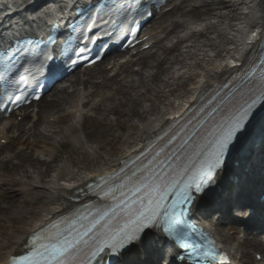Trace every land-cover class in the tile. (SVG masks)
<instances>
[{
	"label": "bare ground",
	"instance_id": "bare-ground-1",
	"mask_svg": "<svg viewBox=\"0 0 264 264\" xmlns=\"http://www.w3.org/2000/svg\"><path fill=\"white\" fill-rule=\"evenodd\" d=\"M35 2L36 0H31L28 4H34ZM176 4L177 14H180V16L167 21L162 28L152 33L151 40H158V46L163 50L164 41H167L173 34L182 33L178 37V42L186 44V46L177 56L171 58L162 57L158 53H143V58H149L148 61L151 60V62L144 63V67L139 69L136 75H131L134 76L133 78H125L120 83L119 90L124 94H128L129 91L143 88L148 83L153 85L150 88L152 92L165 96L170 92L169 90L167 91L169 83L166 80H162L160 74H170L171 69L178 67L173 73L172 79H183L188 74V79L198 81L196 86L188 92V101L180 97L175 102L177 106L176 112H165L149 119L146 124L140 127L137 138H127L125 147L111 157L108 165L96 164L91 168H83L84 170L82 169V171L75 169L69 162L64 160L57 169L53 170V177L45 179L46 174L39 171L38 165L43 162L42 159L50 160L56 157L57 148H61L59 146L60 136L70 137L74 134L72 143L76 147H80L84 143L80 134L76 133V128L80 127V120L77 116L81 115L80 109L96 93L90 94L89 91L85 93L80 89L79 98L76 99V107H73V94L75 92L73 84L78 81L68 79L66 86L60 85L61 94L50 104L44 105L42 111H56L55 122H59L62 119L63 121L68 120L74 114V121L64 128L61 135H58L53 130V126L44 125L41 134L43 137L48 138L49 141L38 146L39 149H34V154L39 159L33 161L29 171L22 170L19 175L10 177H4L0 173V206L2 205L1 202H3L6 205L5 209H8L5 213H0V264H9L12 257L24 255L29 240L34 234L38 233L48 223L67 213L72 207L77 206L71 201V198H78V191L88 187L97 178L110 175L119 170L123 160H127L133 154L138 153L143 145L158 135L171 121L176 120L178 115L185 110H189L200 96L209 89L223 83L238 63L251 56L253 45H256L264 27V0H236L232 6H225L223 0H180ZM9 5L13 7L10 11L9 7L5 8V12L0 14V19H5L13 12H19V9L16 8L17 4L12 2ZM184 5L186 7L190 5L194 8L192 10L183 9ZM2 6L4 7L5 5L2 4ZM231 8H234L235 11H241L238 14L237 24L232 23V19L223 12L229 11ZM199 26L203 27L198 31L200 34L193 30L194 27ZM208 34H215L216 39L208 43L198 42L195 39L197 35ZM160 38H163V40L160 41ZM226 46H230L231 49H225ZM221 52H224L226 56L222 57L220 55ZM205 62H208V64L212 63V65L202 66ZM124 66L127 65L114 63L111 69L116 75L121 67ZM152 69L160 71L151 73L149 70ZM192 71L194 72L192 73ZM104 73L105 70L99 68L89 78L83 79L81 85L87 84L91 89L109 85L111 81H109V78L104 77ZM98 75H101V81L95 82L94 79ZM83 95L84 97L81 98ZM131 99L132 102L134 101L133 104L136 103V100ZM72 109H75V111ZM54 116L51 118H55ZM11 123L15 125L13 122ZM11 123L6 122L1 125L0 140H9L10 136L8 135L7 127ZM32 147L33 145L30 143L27 149L33 150ZM47 167L53 168L52 165ZM230 171L231 168L228 167L217 177L216 181L221 194H214L215 198L222 202L221 205L223 207L228 206L227 211L234 201V199L224 197L227 195V187L230 184L228 177ZM241 179V184H243L247 177L242 176ZM236 181L239 183V178ZM252 186H254L252 188L253 192L259 187V184L245 186L240 192L239 198L250 196L249 193L252 192L247 190ZM37 202H39V206L35 207ZM16 203L19 205L13 208ZM202 203H204V199L198 203L196 210H199V206ZM9 210L10 214H8ZM242 217L243 213L238 218L234 216L236 219L229 218L230 223L227 235L219 234L211 225H208V228L219 238L221 244L238 264H257L255 259H250L249 252L245 251L247 246L263 250L262 247L253 242V237L246 235V238H239L237 242L235 241L238 237L237 219ZM229 242H232L231 247H228ZM168 245L169 243L161 234L154 233L140 246L133 249L129 255L122 257L118 263L157 264L159 262L157 259L165 263L166 258L164 259L163 257L169 254L167 252Z\"/></svg>",
	"mask_w": 264,
	"mask_h": 264
},
{
	"label": "snow or ice",
	"instance_id": "snow-or-ice-1",
	"mask_svg": "<svg viewBox=\"0 0 264 264\" xmlns=\"http://www.w3.org/2000/svg\"><path fill=\"white\" fill-rule=\"evenodd\" d=\"M89 42L94 41L90 39L85 44ZM31 43V40L16 38L0 51V64L23 52ZM79 51L82 53L84 49ZM260 95L264 96V90ZM249 99L250 102L245 101L240 105L234 115L213 134L208 146L210 151H202L196 162L190 165L177 163L181 161V154L186 148V144L182 143L180 149L170 157L165 154L155 168L146 169L148 175L143 179L137 178L138 183L134 182L132 187L122 186L119 189L120 199L113 207L91 217L82 216L71 222L66 229L58 230L55 235H33L32 250L28 255L20 257L18 264H101L105 252L117 253L127 244L138 241L145 228L157 225L169 237L179 241V247L185 249L184 255H175L178 264H184L186 259L194 262L215 259L211 248L192 245L189 249L184 216L193 210L197 201L196 194L214 182L216 170L221 167L230 150L245 138L247 129L256 120L253 114L256 99ZM125 188L127 191H124ZM111 198L116 199L115 192L111 193ZM125 211L127 219L122 226L109 225L114 217L119 219L117 212L124 214ZM53 227L59 229L58 225ZM73 257H77L78 261L74 262Z\"/></svg>",
	"mask_w": 264,
	"mask_h": 264
},
{
	"label": "rangeland",
	"instance_id": "rangeland-1",
	"mask_svg": "<svg viewBox=\"0 0 264 264\" xmlns=\"http://www.w3.org/2000/svg\"><path fill=\"white\" fill-rule=\"evenodd\" d=\"M235 2L236 0H223V4L225 6H232ZM223 12L227 15V17L232 19V23H238V14L241 11H235L234 8H231L229 11ZM176 16H180V14L174 12L168 17L160 19L153 25L151 32L153 33L158 31L167 21L175 19ZM202 28V26L194 27L193 30L200 34L198 31ZM181 34L177 33L171 35L167 41L163 42V50L158 46L152 53H158L165 58L177 56L186 46V44L178 42V37L181 36ZM195 39L198 42L208 43L209 41L216 39V35H197ZM217 40L221 41L219 39ZM225 49H231V47L226 46ZM220 55L222 57L226 56L224 52H221ZM148 59L149 58H139L136 60L135 58L134 63L126 64L127 66L121 67L116 75L115 72L112 71L111 67L114 63L120 64L122 61L119 58L115 60L110 59L94 70L87 71L82 74L79 73L71 78L78 81L76 84H73L75 87V92L73 94V107H76V99L79 98L80 89L85 93H88L89 91L90 94L96 92L95 95L90 98V101L84 106L83 109L85 110L81 112L83 119L80 122V127L78 126L76 128V133L80 134L84 143L82 146L76 147L72 143L74 134L70 137L60 136L59 146H61V148H57L56 157L50 160L42 159L43 162L38 165L39 171L45 172V179L53 177V170L57 169L64 160L69 162L75 169L79 170H82L83 168H91L96 164L104 166L108 165L111 157L116 155L125 147L127 144V138H137L140 127L146 124L149 119L157 117L165 112H176V100L180 97L187 100L188 92L196 86L198 81L188 79V74L183 79H172L173 73L178 69V67L171 69L169 72L170 74H160L161 79L166 80L169 83L167 91L169 90L170 92H168L165 96L160 93L155 94L152 92L150 88L153 85L148 83L143 88H138L135 91H129L128 94H124L121 90H119L120 83L123 82L125 78H133L134 76L131 75H136V72L139 69H142L147 62H151V60L148 61ZM203 65L207 67L211 66L212 63L208 64V62H205L202 66ZM99 68L105 70L103 75L104 77L110 79L109 81L111 82L109 85L101 87L98 86L94 89H91L87 84L81 85V81L83 79L89 78L91 74L96 72ZM149 71L151 73H156L160 70L152 69ZM193 72L194 71H192V73ZM100 77L101 75L96 76L94 81L100 82ZM68 85H70V83H68ZM59 94H61L60 88L54 90L41 103L36 105L33 109L35 114L32 113L33 111L29 112L28 119L25 122H15L16 126L14 127H17L19 137L12 140L11 145L0 149L1 175L4 177L16 176L19 175L22 170H30V166L33 161L39 159V157L34 154V149H39L38 146L49 141L48 138L43 137L41 134L44 125L47 124L49 126H53V130L56 131L58 135H61L64 128L74 121V114L68 120L63 121L62 119L59 122H55L56 111H42V107L50 104ZM131 98L136 100V103L133 104L134 101L132 102ZM73 111H75V109ZM87 111H89V113H87ZM53 116L55 118H51ZM30 143L33 145V151H30L32 149H27V146ZM6 157H9L10 159L3 163ZM48 165H52L53 168H48ZM1 204L0 213H5L8 209H5V203L1 202ZM18 205L19 204L16 203L13 208ZM36 206H39V202L35 203V207ZM8 214H10V210L8 211ZM214 229H216L221 235H227L228 228L226 224L219 225ZM241 237L242 239H244V237L246 238L245 231H239L238 237L235 241L237 242ZM231 245L232 242H229L228 247H231ZM252 250L253 249L250 246L245 247V251H248L249 253ZM254 252L258 251H252V253Z\"/></svg>",
	"mask_w": 264,
	"mask_h": 264
}]
</instances>
